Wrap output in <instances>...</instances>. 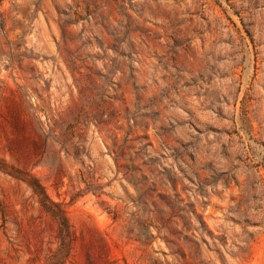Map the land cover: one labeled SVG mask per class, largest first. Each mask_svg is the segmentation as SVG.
I'll return each mask as SVG.
<instances>
[{"label": "rangeland", "instance_id": "1", "mask_svg": "<svg viewBox=\"0 0 264 264\" xmlns=\"http://www.w3.org/2000/svg\"><path fill=\"white\" fill-rule=\"evenodd\" d=\"M0 264H264V0H0Z\"/></svg>", "mask_w": 264, "mask_h": 264}, {"label": "trees", "instance_id": "2", "mask_svg": "<svg viewBox=\"0 0 264 264\" xmlns=\"http://www.w3.org/2000/svg\"><path fill=\"white\" fill-rule=\"evenodd\" d=\"M34 188H35V192L41 196L40 201L42 205L48 210V212L52 214V216L59 223L61 236L63 239H65L66 236L69 234L70 227H69L68 219L65 216L64 210H62L59 205L52 203L49 200L43 187L40 184L34 185Z\"/></svg>", "mask_w": 264, "mask_h": 264}]
</instances>
